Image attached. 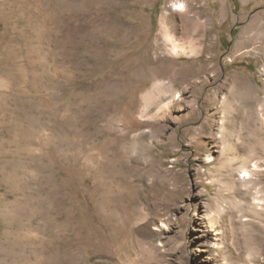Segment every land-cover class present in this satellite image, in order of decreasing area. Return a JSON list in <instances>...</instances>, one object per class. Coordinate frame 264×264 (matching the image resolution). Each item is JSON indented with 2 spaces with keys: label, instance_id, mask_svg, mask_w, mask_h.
<instances>
[{
  "label": "rangeland",
  "instance_id": "rangeland-1",
  "mask_svg": "<svg viewBox=\"0 0 264 264\" xmlns=\"http://www.w3.org/2000/svg\"><path fill=\"white\" fill-rule=\"evenodd\" d=\"M174 1L0 0V264H264L217 112L264 96V0Z\"/></svg>",
  "mask_w": 264,
  "mask_h": 264
},
{
  "label": "bare ground",
  "instance_id": "bare-ground-1",
  "mask_svg": "<svg viewBox=\"0 0 264 264\" xmlns=\"http://www.w3.org/2000/svg\"><path fill=\"white\" fill-rule=\"evenodd\" d=\"M174 9L186 10V3L183 0H177L172 2ZM185 17V16H184ZM201 11H195L190 16L185 17L181 27L180 36H175L172 31L178 28V24L166 28L168 39L172 42L173 48H184L183 44L179 40H185L195 37L201 30L203 23L200 21ZM260 25L258 19L253 24ZM180 26V25H179ZM176 32V31H175ZM176 34V33H175ZM230 95L232 99L225 98L222 105L217 107V112L224 113L220 122L219 137L223 150L238 149L244 151V155L241 157L239 167L244 171V189L246 197L242 200V210L255 213L260 216L264 222V193L260 195H252L249 184L252 182V175L260 167L257 161H254L255 168H251L250 161L256 156L259 159L264 160V155L259 156L258 153L263 151L264 153V96L258 97V90L253 86H246L240 88L236 84L231 88ZM229 99V100H228ZM166 103L162 108L166 107ZM208 126V125H207ZM259 192H263L264 189L260 188ZM248 218H244L246 221ZM246 264H253L248 259Z\"/></svg>",
  "mask_w": 264,
  "mask_h": 264
},
{
  "label": "water",
  "instance_id": "water-1",
  "mask_svg": "<svg viewBox=\"0 0 264 264\" xmlns=\"http://www.w3.org/2000/svg\"><path fill=\"white\" fill-rule=\"evenodd\" d=\"M231 35H234V28H233L232 31H231Z\"/></svg>",
  "mask_w": 264,
  "mask_h": 264
}]
</instances>
